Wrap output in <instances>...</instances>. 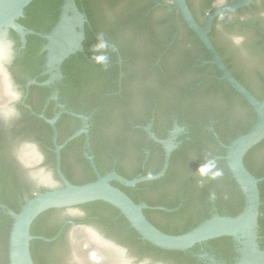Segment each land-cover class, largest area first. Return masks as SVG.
Listing matches in <instances>:
<instances>
[{"label": "flooded vegetation", "instance_id": "af4514ba", "mask_svg": "<svg viewBox=\"0 0 264 264\" xmlns=\"http://www.w3.org/2000/svg\"><path fill=\"white\" fill-rule=\"evenodd\" d=\"M77 1L87 23L82 42L84 54L70 56L75 57L68 67L70 78L64 67L69 57L61 66L59 81L40 85L48 78L43 75L42 48L46 41L40 35L50 32L59 14L51 26V18L37 12L31 19L40 24L35 29L20 22L25 18L23 12L17 22L35 32L25 36L24 44L14 30L8 29L5 34L11 46V59L4 64V72L13 97L7 102L9 111L0 112V205L12 210L36 192L46 190L34 176L37 171L48 170L50 177L56 179L53 131L43 117L50 120L59 114L55 122L57 138L59 132L72 135L78 131L81 117L86 118L88 144L82 133L60 150L61 171L73 184L86 183L90 171L95 177L115 171L127 180L156 174L164 162V148L152 134L174 145L164 175L133 187L116 183L133 202L149 207L143 214L151 224L162 232L177 235L214 214L239 213L243 197L222 157L224 146L249 126V112L238 102L243 100L218 80L214 66L207 63V54L196 56L187 43L188 35L193 34L172 12L171 0H154L146 10L148 15L133 18L131 26L113 16H103L93 5L95 0L93 4L88 1L92 8L89 17L83 0ZM234 1L227 0L222 5ZM198 3L205 5V15L219 6L216 0ZM189 8L201 24L205 15L199 19ZM165 9L169 16L164 15ZM134 28L136 31L131 32ZM210 33L226 68L256 97L253 86L264 89V0H253L215 18ZM31 37H38L41 42L36 45ZM31 44L38 51L32 60L26 61ZM255 51L261 54L262 63L256 68L242 65L240 58L253 60L248 56ZM40 56L42 63L37 65L34 59ZM99 56L106 57L104 63L97 62L95 57ZM32 81L38 84H29ZM52 96L55 98L51 99ZM49 130L50 144L46 142ZM57 138V144L66 139L58 143ZM25 146L35 149L38 161L24 160ZM209 160L216 161L223 171L219 179L202 180L197 174V169ZM249 161V172L264 178V146L251 152ZM97 204L90 202L42 213L30 228L34 237L30 242L33 263L104 264L106 253L96 252L81 241L75 243L74 232L83 228L93 230L119 250L116 264H232L237 257L238 247L229 237L208 240L185 251L157 248L142 240L116 209L104 202ZM0 214L6 215L5 210L0 208ZM262 238L259 235L260 247ZM78 246H82L86 261L78 260Z\"/></svg>", "mask_w": 264, "mask_h": 264}, {"label": "water", "instance_id": "95a60500", "mask_svg": "<svg viewBox=\"0 0 264 264\" xmlns=\"http://www.w3.org/2000/svg\"><path fill=\"white\" fill-rule=\"evenodd\" d=\"M32 1L0 0L1 113L9 111L7 102L13 97L4 72V64L9 63L11 59V46L5 34L8 29L14 30L20 37L22 44L25 43L26 35L35 34V32L25 29L17 22L23 17L25 7ZM226 1L216 0L219 6L205 15V5L198 3V0H189L197 18L203 19L205 15L201 24L194 18L187 0H171L169 7L173 13L178 14L185 27L201 44L208 56L207 63L214 66L218 73V80L231 88L250 107L254 114L252 125L246 132L224 146L225 154L222 157L231 178L243 197L240 212L233 217L214 214L181 234L172 235L162 232L151 224L143 214V210L149 208L147 205L133 202L122 190L111 183L115 182L124 187H133L139 182L151 181L163 176L168 166L170 153L174 148L170 140L161 141L150 134L164 148V162L162 168L156 174L127 180L115 171H111L102 176L97 174L94 181L73 184L61 171L60 150L69 141L82 133L85 134L86 144H88V133L85 130L87 127L86 118L81 117L82 126L78 131L67 137L62 144H57L55 122L59 114H56L50 120L42 116L53 131L56 179L50 177L48 170L46 172L37 171L34 176L37 178L39 185L46 187V190L33 194L20 206L18 212L0 205V208L4 209L6 215L11 218L7 235L8 264H34L30 253V242L34 237L30 234V228L35 219L42 213L52 209L69 208L96 201L104 202L116 209L142 240L157 248L169 251H185L208 240L229 237L238 247L237 257L232 264H264V250L261 249L258 242V218L261 205L258 184L264 178H256L244 165L246 153L264 140V94L260 99L256 98L233 77L209 38L215 18L224 17L227 13L244 7L253 0H236L230 4L222 5ZM85 23H87V18L82 6L79 9L76 0H63L56 24L49 33L40 35L46 41L42 48V51L45 52V71L43 75H48V78L40 85L48 86L54 81H59L62 78L61 66L64 61L76 53L84 54L82 42L84 40ZM248 57L253 58V60L247 61L245 58H240L242 65L256 68L257 65L262 63V56L258 51L253 52ZM29 84L38 83L32 81ZM253 90L257 94L261 92V88L254 86ZM53 98L55 97L52 96L51 99ZM211 131L213 132L212 129ZM22 155L28 163L38 161V155L33 147L25 146ZM89 161L94 168L91 157H89ZM73 239L75 243L81 241L83 245L91 247L96 252L106 253L104 254V264H116L117 259H119V250L109 246L91 229L76 230ZM81 248L82 246H78V260L83 262L85 257ZM86 262V264H93Z\"/></svg>", "mask_w": 264, "mask_h": 264}, {"label": "trees", "instance_id": "16d2710c", "mask_svg": "<svg viewBox=\"0 0 264 264\" xmlns=\"http://www.w3.org/2000/svg\"><path fill=\"white\" fill-rule=\"evenodd\" d=\"M62 1L63 0H33L27 7H25V9H24L25 18L21 19L20 22L27 27H31V28L36 29L38 27V25H40V24L32 22L31 19H32V17L35 16V14L37 12H42L47 17L51 18V22H52L51 26H52L57 20V16L59 14ZM88 1H89V3L91 2L93 4L94 0H93V2H92V0H83L85 9L87 11V15L89 17H91L90 9H92V8H91V5L88 3ZM153 2H154V0H95V3L93 5L97 6L98 10L100 11V13L103 16H105V17L113 16V18H116L118 21L121 20L120 22H122L123 25L131 26L132 25L131 22L134 21L133 18H140L142 16H145L147 14L146 10L150 7L151 4H153ZM187 3L191 7L189 0H187ZM167 10H166V13L164 14L165 16L170 15L169 12L167 13ZM145 22L143 21V23H145ZM146 26L148 27V25H146ZM49 29H50L49 27L46 28L47 31H49ZM135 31H136L135 28L131 29V32H135ZM210 36H212L211 33L209 34V37ZM31 39L33 42H36V45L41 42L40 38H38V37H31ZM187 43L192 46L196 56H198V57H205L206 56V53L203 50V48L201 47V45L196 41V39L191 34L188 35ZM213 43L215 44V42H213ZM36 45L31 44V47L28 48L27 53H26V57H25L26 61L32 60L31 58L36 56L37 51H38V48ZM87 53L90 57H93V54L90 52V50H87ZM122 53H123V57H125L124 56L125 53L123 51H122ZM126 57H128V56L126 55ZM73 61H75L74 56L67 59L64 63V67L67 70V73H66L67 78H70V76H69L70 72L68 70V67H69L70 63ZM34 63H36L37 65L41 64L42 63V56L34 59ZM263 93H264V89L261 88L260 93L257 94L255 92L254 94L256 95V97L258 99H260L262 97ZM238 102L245 109H247V111L249 112L250 122H249V126L246 127L244 130V132H246L253 122L254 115L251 113L250 109L246 106L245 102L241 101L240 99H238ZM70 133L71 132H65V133L59 132L58 138H57L58 143H61L65 138H67L70 135ZM47 136H48V138H47L46 142L48 144H50V138H51V131L50 130L48 131ZM263 146H264V140L262 141V143L259 146L253 148L248 153V155L245 157L244 162H245V166L247 169H250L249 154L251 152H255L258 148L263 147ZM62 172L65 175V177L71 182L70 178L65 174V172L63 170H62ZM88 177H89V180L87 182H91V181H94L96 179V177L93 175L92 171H90V173L88 174ZM111 184L114 186H118L116 183H113V182ZM258 188H259V192H260V201H261V205L259 208V218H258V226H259L258 235H261L263 237L261 240V243H262L261 247L264 249V180L258 184ZM29 198H31V196L28 197V199ZM95 203H96V205H98L97 203H99V201H96ZM241 204H242V200H241ZM102 207L106 208V210H108V211H113V209H111V207H107L106 205H102ZM19 208H20V206L12 207V211L18 212ZM233 216H235V214H231L230 217H233ZM37 218H39V216ZM37 218L35 220H37ZM10 223H11V218L9 216L0 214V264H7L6 246H7V235H8ZM195 226H193V227H195ZM31 234H32V232H31Z\"/></svg>", "mask_w": 264, "mask_h": 264}, {"label": "clouds", "instance_id": "9594fccd", "mask_svg": "<svg viewBox=\"0 0 264 264\" xmlns=\"http://www.w3.org/2000/svg\"><path fill=\"white\" fill-rule=\"evenodd\" d=\"M102 48L103 46H99ZM98 63H104L106 60L105 56L95 57ZM197 174L201 177V179H209V180H216L222 177L223 171L217 167V163L214 160H209L206 163L202 164L197 169Z\"/></svg>", "mask_w": 264, "mask_h": 264}]
</instances>
